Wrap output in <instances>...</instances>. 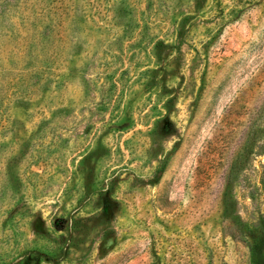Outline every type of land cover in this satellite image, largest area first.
<instances>
[{"label":"rangeland","instance_id":"rangeland-1","mask_svg":"<svg viewBox=\"0 0 264 264\" xmlns=\"http://www.w3.org/2000/svg\"><path fill=\"white\" fill-rule=\"evenodd\" d=\"M0 264H264V0H0Z\"/></svg>","mask_w":264,"mask_h":264}]
</instances>
